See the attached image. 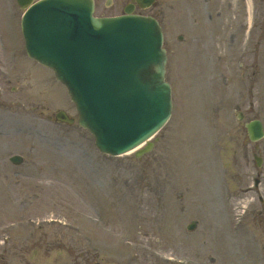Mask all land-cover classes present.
<instances>
[{"label": "rangeland", "instance_id": "rangeland-1", "mask_svg": "<svg viewBox=\"0 0 264 264\" xmlns=\"http://www.w3.org/2000/svg\"><path fill=\"white\" fill-rule=\"evenodd\" d=\"M12 1L0 0L5 36H0V264H92L94 251L114 264L264 263V202L258 198L264 197V138L256 146L243 127L253 118L264 122L261 32L255 35L259 44L249 48L255 54L248 52L243 60L247 64L256 56L254 68H227L222 53L206 55L207 64L216 67H207L208 91L197 99L183 74L191 64V55L187 62L184 58L188 22H170L167 27L175 30L168 35L179 45L171 47L166 71L172 116L150 152L140 158L110 156L96 148L93 135L77 121L47 117L63 109L74 117L78 113L52 74L36 77L41 67L25 62L24 48L15 61V49L21 52L23 42L22 9ZM127 1L96 0L95 14L120 13ZM161 8L171 13L172 2L153 9ZM42 88L47 95H41ZM237 107L245 113L242 121ZM12 129L11 135L4 133ZM256 152L263 158L261 167ZM16 154L23 157L21 164L10 160ZM255 176L261 179L257 190ZM51 211L67 223L42 229L30 225L31 218ZM192 222L196 226L189 229Z\"/></svg>", "mask_w": 264, "mask_h": 264}, {"label": "water", "instance_id": "water-1", "mask_svg": "<svg viewBox=\"0 0 264 264\" xmlns=\"http://www.w3.org/2000/svg\"><path fill=\"white\" fill-rule=\"evenodd\" d=\"M22 2H25V0H22ZM52 7L58 9V12L53 16L49 14ZM72 7H76L82 11L79 13L82 23L84 24L87 20L88 25L93 28V31L94 28H96L99 39H106L111 34H115L111 46L112 50L109 49L103 53H97L91 47V40L81 38L80 35L76 36V41L71 39L72 34H63V38H60L59 40L55 39V36L58 33L57 26L62 23L64 12ZM92 12V0H44L34 5L26 14L23 23V29L28 41L27 46H29L28 49H30V54L37 56L46 62L51 61L52 55L56 56V58L61 60V66L58 68L59 74L66 79L65 81H67V83L71 82L73 84L72 79H74V75L70 74V72L64 68L68 66L62 60L68 61L69 58L72 57L74 46L83 49L84 51H81L82 54L87 55L86 59L93 62V66L103 67L101 72L105 74L108 73L107 78L105 74H101L97 70L94 71L95 79L99 80L101 84L100 90L102 92L108 91V93H114L117 88L120 89L124 86H128L130 89V83L127 82L129 76L127 78L123 76L122 79L119 80L118 76L114 75L115 72L112 70V59L117 57V54H121L120 58L123 60L121 62H127L128 66H130V68L126 69L125 73L131 75L134 85H139L145 90L143 100L141 99V96L137 94V97L140 99L138 104L145 105L143 112L154 120H159L162 116L168 115L170 112V87L164 82L165 57L162 50L151 63L149 62V64L145 66L144 70H141V67L138 65H134L132 68L130 63L133 60V51L142 58H146L148 52L135 47H140L139 45L147 46L149 50L150 48L154 49L155 43L151 42L150 37H143L139 34L136 24L131 21H137L134 18L120 17L98 19L92 17ZM137 22L140 28L144 27L142 22ZM85 30L86 27L83 26V32ZM151 31L152 36H154L152 40L157 42L160 33L152 29ZM119 39L122 42H119ZM132 39L137 43L134 45V48L129 47V42ZM148 54L150 53L148 52ZM145 62L146 60L144 59L140 64H144ZM71 86L72 93L75 94L74 88L77 87H74L73 85ZM78 89L81 91V87ZM124 96L126 97V92H124ZM143 101L145 103H143ZM127 103H129L127 106L132 108L133 112L138 110L133 103ZM148 103H150V107L148 106ZM115 109L118 111L119 108L116 107ZM82 123L87 126L89 124L88 121H82ZM250 131L252 138L257 139L261 137L262 132L258 122H253L250 125Z\"/></svg>", "mask_w": 264, "mask_h": 264}, {"label": "bare ground", "instance_id": "bare-ground-1", "mask_svg": "<svg viewBox=\"0 0 264 264\" xmlns=\"http://www.w3.org/2000/svg\"><path fill=\"white\" fill-rule=\"evenodd\" d=\"M207 70L205 69H200V70H195V72L191 74V78H190V84L193 85V87L189 88L190 93L189 94H194V95H198L200 94L205 95L206 90L208 88V73H206ZM183 74H187L186 70L183 71ZM195 77V78H194ZM211 86V85H210ZM193 88V89H191ZM187 89L183 90L186 91ZM198 97V96H197ZM196 110L198 111L197 107ZM198 127L200 126V121L198 120L197 122ZM196 139V138H195ZM196 141V140H195ZM195 147L197 148H201L200 144H194ZM203 147V146H202ZM206 155V154H205ZM212 161V160H211ZM213 163V162H212ZM209 166H212L211 164H208ZM214 169V166H212ZM215 170V169H214ZM211 172V171H210Z\"/></svg>", "mask_w": 264, "mask_h": 264}, {"label": "flooded vegetation", "instance_id": "flooded-vegetation-1", "mask_svg": "<svg viewBox=\"0 0 264 264\" xmlns=\"http://www.w3.org/2000/svg\"><path fill=\"white\" fill-rule=\"evenodd\" d=\"M192 2H194V0H192ZM156 15H157L158 20L161 22V20H160L161 19V15L159 13H156ZM259 17L261 18L260 20L264 21V14H262V13L259 14Z\"/></svg>", "mask_w": 264, "mask_h": 264}]
</instances>
